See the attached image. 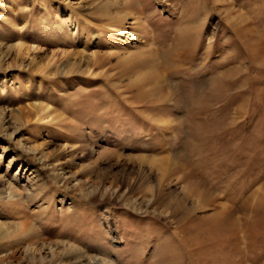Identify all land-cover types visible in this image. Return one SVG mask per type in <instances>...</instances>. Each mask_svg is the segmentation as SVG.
<instances>
[{"label":"rangeland","instance_id":"374dc122","mask_svg":"<svg viewBox=\"0 0 264 264\" xmlns=\"http://www.w3.org/2000/svg\"><path fill=\"white\" fill-rule=\"evenodd\" d=\"M0 49V264H264V0H0Z\"/></svg>","mask_w":264,"mask_h":264},{"label":"bare ground","instance_id":"6f19581e","mask_svg":"<svg viewBox=\"0 0 264 264\" xmlns=\"http://www.w3.org/2000/svg\"><path fill=\"white\" fill-rule=\"evenodd\" d=\"M127 3H128V1H127ZM129 6H130V4L127 5V8H128V9H129ZM116 10H117V9H116ZM129 10H130V9H129ZM138 10H139V9H138ZM118 13H119V12H118ZM120 14H121V13H120ZM127 14H128V13H127ZM117 15H118V14H117ZM125 16H128V15H125ZM134 17H136V16H134ZM116 18H119V16L115 17V15H111V16H108V17H107V19H108L107 21L110 22L109 24H113V26H114V23H116L115 21H116V20H119V19H116ZM121 18H123L122 20H124V18H126V17H123V16H122ZM135 19H136V18H135ZM141 22H142V21H141ZM143 22H144V21H143ZM143 22H142V23H143ZM113 26H111V27L113 28ZM149 44H150V43H149ZM150 45H151V44H150ZM138 49H139V48H138ZM146 51H147V50H146ZM148 52H149V54H150V55H149V54H148V55L151 56V57H149L148 60L145 59L147 56H146V57H143L144 59H142V62H143V60H145L146 62L148 61L149 64H152L151 66H153V67L155 68V70H154V68L152 67V68H153V72H154V74H152L153 72H152V70H150V71L152 72L151 74H152L153 76H150V75H149V76H150V77H154V78H153L154 80H156V81L158 80V81H159V78L161 79V77L163 76V72H161V73H162V75H161L160 71H158V66H159V67H160L161 65H163V67L165 66V64H162L164 58H163V56H162V59L159 60V57H158L157 55H154V53H152L151 50L148 51ZM7 54H8V51H3V50L0 49V63L6 58ZM129 54H130L131 57H130V58H129V57L126 58L127 61H129L128 59L136 58V57H134V56H136V53H135V52H134L135 55L132 54V53H129ZM129 54H128V55H129ZM137 54H139V55L141 56L142 53H141V54H140V53H137ZM146 54H147V53H146ZM146 54H145V55H146ZM140 56H138L139 59H140ZM138 57H137V58H138ZM160 58H161V55H160ZM168 59H169V58H168ZM130 61H131V60H130ZM137 63H138V62H137ZM143 64H144V63H143ZM126 65H128V62H126ZM141 65H142V63H141ZM173 65H174V64H173ZM124 66H125V65H124ZM124 66H123V67H124ZM151 66H150V68H151ZM125 67H126V66H125ZM166 67H167V66H166ZM174 68H175V67H174ZM160 69H161V68H160ZM167 69H168V68H167ZM165 72H166V70H165ZM148 73H149V72H148ZM164 74H165V73H164ZM151 79H152V78H151ZM153 79H152V80H153ZM163 80H164V79H163ZM158 81H157V82H158ZM152 82H153V81H152ZM154 82H155V81H154ZM154 82H153V83H154ZM142 83H143V82H142ZM142 83H141V85H142ZM153 83H151V84H153ZM158 83H160V82H158ZM155 86H157V85H155ZM157 96H158V95H157ZM153 97H154V96H153ZM196 97H200V95H198V96H196ZM151 98H152V97H151ZM158 98H159V97H158ZM193 98H194V97H193ZM148 100H149V99H148ZM153 101H154V100H151L150 102H153ZM155 101H156V99H155ZM193 183H194V182H193ZM189 187H190V186H189ZM191 189H192V187H191ZM191 189H190V191H191ZM199 189H200V188H199ZM201 190H202V189H201ZM201 190H200V191H201ZM204 190H205V189H204ZM192 191H193V189H192ZM200 191H199V192H200ZM188 192H189V191H188ZM193 192H194V191H193ZM202 192H203V191H202ZM194 194H196V193L194 192ZM191 195H193V194H191ZM198 196H200V195H198ZM205 197H206V196H205ZM195 201H197V200L195 199ZM202 201L206 202V200H202ZM195 203H196V202H195ZM71 250H72V249H71ZM73 252H74V251H73ZM73 252H72V253H73Z\"/></svg>","mask_w":264,"mask_h":264}]
</instances>
